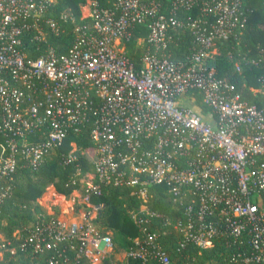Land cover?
Here are the masks:
<instances>
[{"label":"built area","instance_id":"obj_1","mask_svg":"<svg viewBox=\"0 0 264 264\" xmlns=\"http://www.w3.org/2000/svg\"><path fill=\"white\" fill-rule=\"evenodd\" d=\"M53 3L0 0V133L6 152L0 158V183L19 162L37 169L70 133L88 126L97 183L135 188L140 202L130 215L138 235L117 261L171 264L158 243L168 228L179 235L180 247L209 249L211 240L222 235L238 245L232 262L264 264V46L254 59H241L261 70L259 107L240 101L231 86L202 67L218 42L243 27L239 0H209L198 16L193 14L196 0H174L168 16L160 13L157 0H112L108 8L86 0V17L80 15L89 23L73 28L74 41L65 55H55L45 43L47 32H57L54 22L42 20ZM182 12L185 17L177 16ZM146 20L147 34L137 42L144 51L134 70L123 45L130 28ZM169 27L186 29L199 46L189 63L168 60ZM28 32L43 44L34 48L38 56L33 59L19 50ZM191 90L201 93L209 110L205 117L180 103L192 101ZM69 146L65 164L73 159ZM77 183L80 189L69 199L60 197L65 205L60 215L54 207L53 216L51 208L26 236L0 237V260L16 251L41 255L61 245L72 264L106 259L112 243L94 225L100 205L89 202L99 196V186L88 174ZM150 187L161 188L179 209L178 217L164 220L155 232L149 230L158 218L148 211ZM7 191V185L0 187V201ZM55 198L51 192L49 201Z\"/></svg>","mask_w":264,"mask_h":264},{"label":"trees","instance_id":"obj_2","mask_svg":"<svg viewBox=\"0 0 264 264\" xmlns=\"http://www.w3.org/2000/svg\"><path fill=\"white\" fill-rule=\"evenodd\" d=\"M86 0H54L43 14L42 20H51L57 28L56 33L47 32L45 43L54 49L55 55H65L74 41L73 28L89 23L88 19L81 18L80 8ZM99 7L108 8L112 0H89ZM174 0H157L160 13L168 16ZM209 0H196V14L201 4ZM239 18L243 20V27L232 32L231 36L215 45V53L203 59L202 67L212 77L232 87L233 94L247 105L259 107L263 100L258 78L259 68L244 65L241 61L254 59L256 50L264 46V0H239ZM186 13H177L179 17H185ZM60 17H65L62 21ZM148 20L141 25H133L129 32V39L124 43V55L134 70L140 67V58L144 51L143 45L137 42L147 34ZM47 31V30H46ZM167 43L165 53L168 60L174 64H187L195 52L199 50L189 32L183 28H171L166 30ZM43 48L42 43L35 42L31 33H24L19 50L25 59L36 58L38 53L34 48ZM239 64L236 71L235 65ZM10 80L7 74L4 75ZM192 108L197 114L205 117L209 110L202 103V95L197 90H191ZM189 107V106H188ZM30 140V139H29ZM4 137L0 133V158L6 156L2 153ZM73 144L71 152L72 160L64 163L65 157ZM95 148L89 138V127L84 126L79 133L69 134L63 146L43 159L41 165L32 170L19 162L14 173L9 179H4L0 187L8 186V191L0 201V237L11 239V234L19 233L26 236L41 218H48L38 204L37 199L47 188H52L54 193L68 198L72 191L80 189L77 180L81 174H88L91 181L99 186V196H90L89 202L100 205V210L94 220V225L101 233H108L112 243L110 255L100 264H141L139 261L122 259L117 261L120 254L132 247V239L138 235V230L130 219L140 205L135 188L105 186L97 183L93 172V158L88 160L86 152ZM92 155V154H91ZM79 173L77 175L76 173ZM148 211L155 212L157 219H152L149 230L155 232L162 227L164 220L172 221L179 216V209L167 196L162 194L161 188L150 187L148 189ZM53 216L57 215V209H53ZM164 236H159L158 243L165 249L166 256L171 264H238L232 262L231 256L239 250L238 245L226 236L213 238L212 247L198 250L190 244L180 247L181 239L175 232L169 231ZM25 253L16 251L13 255L4 254L0 264H72V255L66 250V246H57L51 251L41 255L24 256ZM66 260V262H65ZM77 264H82L78 261Z\"/></svg>","mask_w":264,"mask_h":264},{"label":"rangeland","instance_id":"obj_3","mask_svg":"<svg viewBox=\"0 0 264 264\" xmlns=\"http://www.w3.org/2000/svg\"><path fill=\"white\" fill-rule=\"evenodd\" d=\"M80 11H81V15L83 17H86V6H85V4L83 7L80 8ZM85 156L88 160L92 159V155L89 152H86ZM43 193L44 194H41L40 197L37 199V201H38L37 204L46 212H48V210H52L51 208L57 207L59 210V215H60V213L64 210V206H65L63 204V202L61 201V199L55 198V199L49 201L51 191L47 189ZM67 199H69V198H67ZM66 201L68 202L69 200H66ZM53 204H56L57 206H53ZM62 216L65 217L64 215H62ZM99 231H100V229H99Z\"/></svg>","mask_w":264,"mask_h":264},{"label":"crops","instance_id":"obj_4","mask_svg":"<svg viewBox=\"0 0 264 264\" xmlns=\"http://www.w3.org/2000/svg\"><path fill=\"white\" fill-rule=\"evenodd\" d=\"M192 102V101H191ZM191 102L190 101H188V100H186V101H181L180 103L182 104V105H185L186 107H188V108H190V109H192V111H194V112H196L197 113V111L195 110V109H193L192 108V104H191ZM48 190H50L51 192H54L53 191V189L50 187V188H47ZM47 189H45V190H47ZM58 197L60 198L61 196H59L58 195ZM38 202V201H37Z\"/></svg>","mask_w":264,"mask_h":264}]
</instances>
